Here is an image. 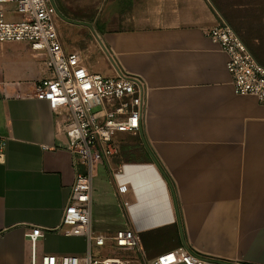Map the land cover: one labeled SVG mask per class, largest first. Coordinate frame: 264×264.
<instances>
[{
  "label": "crops",
  "instance_id": "crops-1",
  "mask_svg": "<svg viewBox=\"0 0 264 264\" xmlns=\"http://www.w3.org/2000/svg\"><path fill=\"white\" fill-rule=\"evenodd\" d=\"M114 2L122 6L106 11ZM102 9L95 27L68 21L93 33L87 53L65 47L59 32L63 47L90 72L139 77L146 112L141 131L118 134L115 156L95 168L90 227L105 246L91 250L135 258L114 244L123 230L148 257L187 246L218 264H264V103L234 91L227 55L206 35L224 21L217 0H103ZM45 58L27 43H0V264H29L34 226L45 232L40 254L88 249L58 230L76 171L67 113L35 95L51 76Z\"/></svg>",
  "mask_w": 264,
  "mask_h": 264
},
{
  "label": "built area",
  "instance_id": "built-area-1",
  "mask_svg": "<svg viewBox=\"0 0 264 264\" xmlns=\"http://www.w3.org/2000/svg\"><path fill=\"white\" fill-rule=\"evenodd\" d=\"M8 6L11 9L6 13ZM55 16L50 0H0V43L23 42L45 54L44 65L51 76L39 81L35 95L47 101L54 113H67L63 130L74 157L76 176L58 230L67 236H82L88 243L83 255L40 254L38 244L45 232L40 227H30L26 232L29 264H218L215 257L187 246L148 257L139 236L123 230L112 238L114 244L119 249L133 250L135 258L92 255V245L105 246V238L94 235L90 227L95 168L115 156L118 134L141 131L146 95L139 77H106L90 72L77 53L64 49ZM206 35L227 55L226 69L234 91L264 103V66L234 29L221 21L208 29ZM4 144L0 140V155ZM122 172L123 167H118L116 175ZM127 192L126 183L117 186L116 197L121 208L129 207V201L124 198Z\"/></svg>",
  "mask_w": 264,
  "mask_h": 264
},
{
  "label": "rangeland",
  "instance_id": "rangeland-1",
  "mask_svg": "<svg viewBox=\"0 0 264 264\" xmlns=\"http://www.w3.org/2000/svg\"><path fill=\"white\" fill-rule=\"evenodd\" d=\"M217 2L225 15L224 20L231 25L255 59L264 66V0H217ZM55 3L59 12L74 22H88L95 27L104 17L101 14L104 12L103 0H55ZM119 5L122 6V2L107 3L106 11H115ZM10 9L9 6L5 8L6 13ZM55 15L58 32L64 38L62 41L65 47H74L75 52L82 51L85 54L91 49L90 45L97 43L88 27L73 25L57 13ZM92 255L102 257L95 249Z\"/></svg>",
  "mask_w": 264,
  "mask_h": 264
},
{
  "label": "water",
  "instance_id": "water-1",
  "mask_svg": "<svg viewBox=\"0 0 264 264\" xmlns=\"http://www.w3.org/2000/svg\"><path fill=\"white\" fill-rule=\"evenodd\" d=\"M50 2H51L52 6L54 8L55 13H57L58 15H60L62 17L61 13L59 12L58 8L56 7V4H55L54 0H50ZM64 19H66L67 21H70L67 18H64ZM80 24H83V23H80Z\"/></svg>",
  "mask_w": 264,
  "mask_h": 264
},
{
  "label": "trees",
  "instance_id": "trees-1",
  "mask_svg": "<svg viewBox=\"0 0 264 264\" xmlns=\"http://www.w3.org/2000/svg\"><path fill=\"white\" fill-rule=\"evenodd\" d=\"M224 18H225V15H224ZM224 18H223V19H224ZM224 21H225V20H224ZM225 22H226V21H225ZM226 23H228V22H226ZM228 24H229V23H228ZM229 25H230V24H229ZM230 26H231V25H230ZM256 60H257V59H256Z\"/></svg>",
  "mask_w": 264,
  "mask_h": 264
}]
</instances>
